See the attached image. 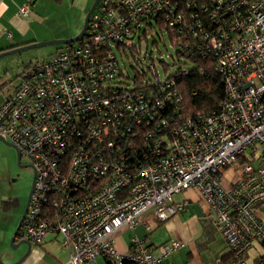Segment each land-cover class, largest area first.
Listing matches in <instances>:
<instances>
[{"label":"built area","instance_id":"1","mask_svg":"<svg viewBox=\"0 0 264 264\" xmlns=\"http://www.w3.org/2000/svg\"><path fill=\"white\" fill-rule=\"evenodd\" d=\"M141 26L165 30L173 45L199 39L223 78L219 108L185 119L171 138L156 123L139 130L155 107L115 82ZM146 71L158 76L154 63ZM0 136L34 175L18 238L37 245L58 234L69 251L62 264H161L181 242L150 248L135 237L122 254L115 235L146 213L181 212L187 202L174 197L189 189L226 243L221 264H247L255 247L252 264H264L255 210L264 202V0H98L79 39L24 68L0 103Z\"/></svg>","mask_w":264,"mask_h":264},{"label":"crops","instance_id":"2","mask_svg":"<svg viewBox=\"0 0 264 264\" xmlns=\"http://www.w3.org/2000/svg\"><path fill=\"white\" fill-rule=\"evenodd\" d=\"M25 5H28V10L22 13L20 10ZM87 7L86 1L83 12L86 13ZM40 8L38 0H0V52L38 40L68 37L61 28L44 25L38 13ZM57 49L56 47L55 51ZM2 88L4 89V84L0 82V103L10 92L4 93ZM232 175V170H225L224 181L230 180ZM174 201H186L187 205L181 212L164 221L155 219L149 213L144 214L134 228H124L115 235L116 250L122 254L129 252L135 237L150 248H155L167 240L177 239L181 246L172 255L164 258L161 264H219L221 256L226 254V243L214 227L208 206L194 189L176 195ZM263 207L264 202L255 209L261 219H264L261 211ZM3 240L4 237H0V264H12L23 255L26 245L19 244L16 248L11 246L8 250ZM16 242L17 240L14 244ZM68 253V249L60 245L59 235L49 233L41 244H31L29 252L19 264H62L68 258ZM257 253V247L248 252L247 264L253 263ZM95 264L108 262L105 258L98 257Z\"/></svg>","mask_w":264,"mask_h":264},{"label":"rangeland","instance_id":"3","mask_svg":"<svg viewBox=\"0 0 264 264\" xmlns=\"http://www.w3.org/2000/svg\"><path fill=\"white\" fill-rule=\"evenodd\" d=\"M38 1L41 4L38 13L44 21V25L61 28L67 33V38L74 36L82 26L85 16V12H83L84 3L87 1V8L91 5V0ZM45 40H38V42ZM130 40L138 49L136 53H133V56L137 59L144 57L140 61L142 65L154 63L158 73L157 77L160 80L173 71L175 47L167 37L165 30L141 26ZM56 46L44 45L1 56L0 82L2 85L4 84L2 91L4 93L9 92L10 87L17 83L19 75L24 70V65H30L50 56L55 51ZM126 54L127 57L124 56V60L119 61L123 76L115 79V82L121 83L122 86L128 85L131 88L133 86L131 67L138 69L141 64L137 65L134 62V58L128 49ZM179 59L183 63V60ZM164 63H167L166 69H164ZM147 76L151 77V74L148 72ZM21 162L26 163V160L21 158ZM32 175L30 168L20 169L17 166L14 148L6 146L0 141V237H4L3 244L8 250L11 247L10 237L21 215V205L26 200L31 188ZM261 211L264 214V207Z\"/></svg>","mask_w":264,"mask_h":264},{"label":"trees","instance_id":"4","mask_svg":"<svg viewBox=\"0 0 264 264\" xmlns=\"http://www.w3.org/2000/svg\"><path fill=\"white\" fill-rule=\"evenodd\" d=\"M181 40L182 43L174 45V69L162 80L154 76L148 77L147 65H142V59L133 56V53L137 52L136 48L133 45L128 47L134 62L141 64L138 69L131 67V88L140 89L155 107L154 110H149L146 122L139 130L150 129L149 126L156 123L155 130L162 131L163 128L164 134L171 138V129H176L185 119H195L219 108L224 96V84L221 74L215 68L214 54L207 49L206 44L195 37H185ZM166 68L167 63H164V69ZM167 82L169 85L166 86ZM154 99L159 103H155ZM226 257L227 254L222 255L219 264Z\"/></svg>","mask_w":264,"mask_h":264},{"label":"water","instance_id":"5","mask_svg":"<svg viewBox=\"0 0 264 264\" xmlns=\"http://www.w3.org/2000/svg\"><path fill=\"white\" fill-rule=\"evenodd\" d=\"M97 1L98 0H93L92 1L91 5L89 6V8L87 9V11L85 13L84 20H83V23H82V26H81L80 30L74 36L69 37V38H58V39H50V40L39 41V42H31V43H28V44H25V45L13 47V48H10L8 50H4V51L0 52V57L3 56V55H6V54L20 52V51L28 49V48L40 47V46H44V45H62V44L70 43V42H73V41L79 39L83 35V33H84V31H85V29L87 27V22H88L89 15H90L91 11L93 10V8L95 7ZM0 141L4 145L14 148L15 153H16V164H17V166L19 168L23 167L24 165L20 164V155H19V152L16 149V147L14 145H12L11 143L7 142L1 136H0ZM33 178H34V175H32V181H33ZM31 185H32V183H31ZM31 191H32V187L30 188V190H29V192L27 194V198H26V201H25V204H24V208H23L22 213H21V215L19 217V220H18V222L16 224L15 230L13 231V234H12V236L10 238V244H11L12 248H16L19 244H25L26 245V250L23 253V255L18 260L13 262L12 264H19L24 259V257L27 255V253L29 252L30 246L32 244L28 240L18 238V231H19V228H20L21 223L23 221V218L25 216L27 207H28ZM15 240H17V242L14 244Z\"/></svg>","mask_w":264,"mask_h":264},{"label":"flooded vegetation","instance_id":"6","mask_svg":"<svg viewBox=\"0 0 264 264\" xmlns=\"http://www.w3.org/2000/svg\"><path fill=\"white\" fill-rule=\"evenodd\" d=\"M92 1H93V0H91L90 3H92ZM20 164L24 165V166L21 167L20 169H22V168H30V169L32 170L30 164H28V163H22V162H21V158H20ZM32 174H33V173H32ZM26 198H27V196H26ZM25 201H26V200H25ZM25 201H24V203L21 205V213H22V210H23V208H24Z\"/></svg>","mask_w":264,"mask_h":264}]
</instances>
